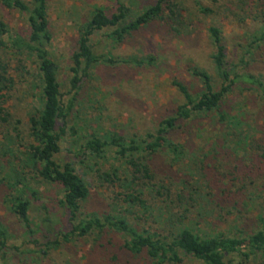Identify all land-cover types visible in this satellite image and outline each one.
Masks as SVG:
<instances>
[{
  "label": "rangeland",
  "instance_id": "374dc122",
  "mask_svg": "<svg viewBox=\"0 0 264 264\" xmlns=\"http://www.w3.org/2000/svg\"><path fill=\"white\" fill-rule=\"evenodd\" d=\"M122 1L130 8V19L156 0ZM180 2L188 9L189 17L184 22L185 27L180 26L179 33L172 30L167 20L160 18L132 31L121 41H115L110 36L113 28H104L91 35L94 52L105 54L114 63L99 62L91 75L79 84L71 112L63 124L65 134L60 141V150L55 156L58 163H72L87 184L89 193L81 204L82 218L88 214L102 215L118 210L115 207L117 189L111 188L103 180V174L123 162L110 151L103 157H94L87 152L83 154L80 148L89 136L118 134L126 139L144 137L155 131L159 122L171 115L182 102L177 88L172 84L173 80L182 82L192 93L200 91L201 84L192 74L193 69L205 70L212 77L215 88L219 87L220 80L211 59L214 49L207 32L209 26L216 25L222 31L228 65L238 64L239 72L253 75L264 86L263 42H258V47L253 45L248 52L249 44L260 26L258 20L262 19L261 13H264V0ZM199 5L208 6L215 13L204 15L198 12ZM47 6L48 26L52 35L49 50L58 64V80L67 101L74 95L73 91L69 92V67L71 55L76 49L77 28L95 8L103 9L107 15L113 13L116 1L47 0ZM0 19L14 32L26 33L25 20L18 12L0 5ZM2 57L4 60L12 58L8 54H2ZM241 58H244V63L240 61ZM10 62L14 85L5 95L3 103L4 110L8 112L7 121H0V223L8 235L5 250L8 259L3 264H16L19 257L22 264H155L144 252L137 255L128 251L124 246L125 236L106 229L100 234L73 237L69 242H61L57 247L48 249L44 246L46 239L39 232L30 237L28 229L11 211L9 197L17 193V186L14 187L17 171L27 157L24 145L31 140L28 136L29 117L39 104L34 96L31 77L14 71L15 63ZM26 65L33 66L34 63L28 61ZM220 112L231 118L226 119L225 124H232L237 118L242 121V129L249 124L259 131L264 125V91L251 83H238L225 95L218 111L196 116L170 131L168 137L184 145L187 154L179 162L173 161L170 154L161 150L149 156L147 163L156 180L180 184L192 157L202 155L214 144L215 135L224 126L218 120ZM258 131L256 137H259ZM29 170L28 167L24 168L26 179L18 185V190L29 202L30 230H36L41 219L49 214L52 228L67 231L69 223L59 203L61 186L37 178ZM262 170L259 182H237L238 185L244 184V188L235 192L234 186L232 192L235 193L231 197L213 195L201 200L200 207L196 205L188 212L192 226L213 234L224 232L229 235L236 229L243 230L245 234L257 229L258 218L264 214V162ZM152 203L153 217L136 219L135 208L128 215V221L137 230L157 228L165 217L164 202ZM32 239H36V243ZM14 246H19L23 251L28 249V254L24 252L18 256L19 252ZM229 258L232 259L230 264H264L258 255L242 259L235 253ZM177 264L202 263L185 256Z\"/></svg>",
  "mask_w": 264,
  "mask_h": 264
},
{
  "label": "trees",
  "instance_id": "16d2710c",
  "mask_svg": "<svg viewBox=\"0 0 264 264\" xmlns=\"http://www.w3.org/2000/svg\"><path fill=\"white\" fill-rule=\"evenodd\" d=\"M115 1L116 9L113 13L107 15L103 9L95 8L77 28L76 49L71 55L69 67V92L73 91L74 95L66 101L58 80V64L49 50L52 35L48 26L47 0H0L2 8L18 12L26 23V33L18 34L0 19V121H7L8 112L4 110L3 103L5 95L14 85L10 61L15 63L14 71L31 77L34 96L39 104L29 117L28 136L31 140L24 145L27 157L17 171V182L14 184V187L17 186V193L9 197L11 211L28 229L30 237L39 232L46 239L44 246L48 249L57 247L61 242H69L73 237L100 234L106 229L125 236L124 246L128 251L137 255L144 252L155 264H177L185 256L202 264H230L232 259L229 256L235 253L242 259L258 255L264 263V214L258 218V228L251 233L245 234L243 230L236 229L232 235L224 232L213 234L200 227L194 228L188 216L190 209L196 205L200 207V201L207 196L221 195L228 198L244 188V184L238 185L237 182H259L263 175L264 125L259 131L249 124L242 129V121L236 118L232 124H225L226 119L231 120L230 116L218 113V120L224 126L215 135L214 144L209 146V150L192 157L190 167L182 174L180 184L172 185L165 183L170 181L164 179L156 180L147 163L149 156L159 150L170 154L173 161H182L187 154L185 146L171 140L168 133L196 116L218 111L221 101L234 85L251 83L264 91L259 79L239 72L238 64L228 65L222 31L216 25L209 26L207 32L214 49L211 59L220 80L218 88H215L209 73L193 69L192 74L201 84L200 91L192 93L182 82L173 80L172 84L177 88L182 102L171 115L159 122L155 131L144 137L126 139L118 134H107L104 137L93 134L84 141L80 148L83 154L87 152L94 157H103L110 151L123 162L103 174V180L111 188L117 189L115 207L118 210L116 208V212L80 217L81 204L89 193L87 184L72 163H58L55 156L59 153L60 141L65 134L63 124L71 112L79 84L91 75L92 69L99 62L114 63L105 54L94 52L90 42L91 35L104 28H113L110 36L115 41H121L132 31L160 18L167 20L172 30L179 33L189 17L188 9L182 6L180 0H156L128 19L130 8L122 0ZM198 12L204 15L215 13L212 8L202 5L198 6ZM256 16L255 19L258 18ZM260 18L259 29L249 44L248 52L253 45L258 47V42H263L264 45L263 12ZM2 54H8L12 58L4 60ZM28 61L34 65L27 66ZM240 61L245 62L244 58ZM257 131L259 137H256ZM239 153L243 155L240 156ZM26 167L37 178L61 186L62 197L59 203L69 223L67 231L52 228L49 214L41 219L36 230H30L29 202L18 190V185L26 179L23 172ZM234 186L235 192H232ZM156 201L164 202L166 208L159 227L137 230L130 224L128 215L133 208L137 209L136 219L147 220L153 217L151 203ZM7 242V230L0 223V264L7 263ZM32 242L36 243V239H32ZM14 249L18 250V256L29 251L20 250L19 246H14ZM16 264H22L20 257Z\"/></svg>",
  "mask_w": 264,
  "mask_h": 264
}]
</instances>
